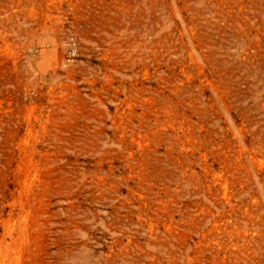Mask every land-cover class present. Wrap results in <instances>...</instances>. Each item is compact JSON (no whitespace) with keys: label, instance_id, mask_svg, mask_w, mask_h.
Returning a JSON list of instances; mask_svg holds the SVG:
<instances>
[{"label":"rangeland","instance_id":"obj_1","mask_svg":"<svg viewBox=\"0 0 264 264\" xmlns=\"http://www.w3.org/2000/svg\"><path fill=\"white\" fill-rule=\"evenodd\" d=\"M0 264H264V0H0Z\"/></svg>","mask_w":264,"mask_h":264},{"label":"built area","instance_id":"obj_2","mask_svg":"<svg viewBox=\"0 0 264 264\" xmlns=\"http://www.w3.org/2000/svg\"><path fill=\"white\" fill-rule=\"evenodd\" d=\"M76 52L77 51L74 48H71L70 50H68V52L66 54L65 62H67V63L71 62V60L73 59V56H75Z\"/></svg>","mask_w":264,"mask_h":264}]
</instances>
